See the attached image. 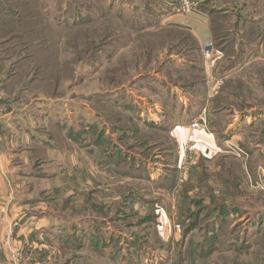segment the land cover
<instances>
[{"label": "rangeland", "instance_id": "1", "mask_svg": "<svg viewBox=\"0 0 264 264\" xmlns=\"http://www.w3.org/2000/svg\"><path fill=\"white\" fill-rule=\"evenodd\" d=\"M242 1L214 16L224 81L208 105L217 149L204 154L191 142L177 149L171 131L211 95L209 73L196 69L202 46L190 53L186 34L161 29L158 0H0L4 70H27L11 94L0 83V114L35 136L23 189L50 222L37 256L7 228L9 264H264V128L230 130L240 115L264 113V0ZM248 49L262 60L243 81L234 62ZM40 139L85 159L98 188L88 185L83 206L48 192L61 167Z\"/></svg>", "mask_w": 264, "mask_h": 264}, {"label": "crops", "instance_id": "2", "mask_svg": "<svg viewBox=\"0 0 264 264\" xmlns=\"http://www.w3.org/2000/svg\"><path fill=\"white\" fill-rule=\"evenodd\" d=\"M198 1L199 8L195 12L189 15H180L173 7L176 3L175 0H159V4H156L155 7L159 6L158 9L163 14L161 17V29L186 31L202 46L203 43L214 39L215 26L217 24L214 16L219 11L217 8H235L236 5L239 7L245 3L242 0L239 2L237 0ZM251 51L250 49L246 50V54H243L244 58L242 62L240 61L238 69H234V72L238 71L237 77L242 78L243 81L249 76V69L262 60L259 52H255L256 50ZM204 62L203 69L205 67L206 73H209V75L206 74V81L209 89L208 93L211 95L202 107L207 108V111H209V125L207 128L203 127L199 130L192 129L190 124L197 116L193 120L188 119L185 121V125L173 124L171 131L176 140L177 149L191 142L193 148L196 149L195 151L206 154L209 151L215 152L214 149H217L212 132L214 128L210 110L211 104L210 106L208 105L212 98V93H216V90L219 89H217V86L220 83L223 85L224 79L217 80L218 82L215 80L221 64L219 54L215 53L213 60L206 61L204 59ZM228 76H231V73ZM250 126L253 128H264V113L260 111L254 115H240L230 130L242 131ZM34 139L33 132L29 131L17 116L11 113L0 114V264H9L10 258L3 249L2 241L5 231L10 226H14L16 243L22 246L23 250L25 249L24 251L34 249L37 256L48 247L50 222L44 213H37L33 210L34 207H29L31 203L29 199L25 198L26 193L23 189L24 186H27V190H29V180L33 177L25 168L30 166L32 159H35L33 155L37 154L39 150L33 145ZM37 143L38 146H42L43 149L41 150L46 153L48 161L55 163L57 167H61L60 171L58 170L52 175L51 179L53 180L51 182L45 181L48 184L47 189L50 195L59 200H64L68 197L74 207L83 206L85 193L89 191V186L92 184V186L98 188L95 176L92 177L89 172V175L86 173L85 159L79 158L77 151L66 154L68 151L57 146L53 147L45 139H40ZM46 145L49 149H47ZM255 151L257 152V149ZM47 177L49 176L42 177V180H47Z\"/></svg>", "mask_w": 264, "mask_h": 264}, {"label": "trees", "instance_id": "3", "mask_svg": "<svg viewBox=\"0 0 264 264\" xmlns=\"http://www.w3.org/2000/svg\"><path fill=\"white\" fill-rule=\"evenodd\" d=\"M159 1V0H158ZM176 1V0H175ZM157 5H158V3H157ZM157 11H159V6H157V7H154ZM161 12V11H160ZM163 14L161 13V16H162ZM218 15V14H217ZM217 15H215V16H217ZM215 20V19H214ZM217 22V24H216V31L217 30H219L220 28H217V25L220 23L219 21H216ZM145 23V22H144ZM221 24V23H220ZM144 26V25H143ZM171 31H173V30H171ZM173 32H175V33H178V34H186L185 36H186V44H185V47H186V49L187 50H189V52L191 53V52H196L198 55L200 54V48L199 47H195V45H193V44H196V41H195V39L189 34V33H187L186 31H173ZM20 36V35H19ZM216 36V32H215V35H214V37ZM182 40V39H181ZM183 41V40H182ZM190 46V47H189ZM194 46V47H193ZM221 45H219V47H220ZM219 49H223V48H219ZM193 50V51H192ZM196 50V51H195ZM224 50V49H223ZM193 54V53H192ZM244 58V56H242L241 58L239 57L235 62H234V67H236L237 65H239L240 63V61L242 60ZM37 59H38V57H37ZM239 59H241V60H239ZM39 61H40V59H38ZM6 60L5 59H0V76L2 75V76H4L5 74L7 75V77L6 78H4V79H0V83L2 84V86H3V88L5 89V90H8L10 93L9 94H11V92L14 90V89H16V87L18 86V85H20V84H22V82H23V78H25L26 77V75H25V73H26V71L27 70H23V72L21 73L20 71H19V73H17L18 71H12V72H8V71H5L4 70V65L3 64H5L4 62H5ZM7 62V61H6ZM41 63H38L39 65H40V67L42 68L41 70L43 71V72H46V66H47V64H48V61H47V59L46 58H44L43 60L41 59V61H40ZM21 63H23V60H21V61H19V62H17L16 63V65H21ZM44 66H43V65ZM22 68H29V66H24V67H22ZM198 68V71L202 74V72H203V68H202V66L201 67H196V69ZM191 70H195L194 68H190ZM1 76V77H2ZM44 79H46V76L44 77ZM38 81V79L37 80H32V81H26V86L23 88V87H20L19 88V90L21 91L20 93H18V95L17 96H19V97H21V95L22 94H24V92H27V90L33 85V83H35V82H37ZM28 82V83H27ZM193 86H195V85H193ZM23 88V89H22ZM204 104V102H197L195 105H194V101H193V106H192V110L195 112V113H192L191 112V118L189 119V120H193L195 117H197L198 115H199V113H200V111H199V113H197L196 112V109H198V107H200V106H202ZM197 113V114H196ZM114 153V152H113ZM112 153V154H113ZM104 163H110V161L109 160H105V162ZM88 221H84L83 222V224H85V223H87ZM218 226L216 225V224H213V226H212V230L211 231H214L216 228H217Z\"/></svg>", "mask_w": 264, "mask_h": 264}, {"label": "built area", "instance_id": "4", "mask_svg": "<svg viewBox=\"0 0 264 264\" xmlns=\"http://www.w3.org/2000/svg\"><path fill=\"white\" fill-rule=\"evenodd\" d=\"M175 11L180 15H189L195 12L199 8L198 0H176V3L173 5ZM202 56L206 61L214 59L215 56V45L212 41L203 43L202 45ZM209 125V118L207 108H204L198 117L192 121L190 127L195 130L202 129L203 127L207 128ZM190 150V147L188 146Z\"/></svg>", "mask_w": 264, "mask_h": 264}]
</instances>
